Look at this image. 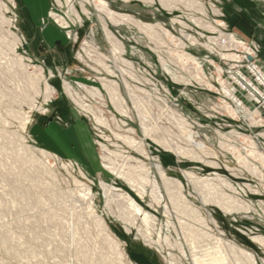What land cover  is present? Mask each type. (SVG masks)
<instances>
[{
    "label": "rangeland",
    "instance_id": "obj_1",
    "mask_svg": "<svg viewBox=\"0 0 264 264\" xmlns=\"http://www.w3.org/2000/svg\"><path fill=\"white\" fill-rule=\"evenodd\" d=\"M13 1L8 3L11 12L5 17L11 20L15 15L14 24L19 27L18 16L23 10L27 13L26 0H20L23 8L18 0ZM106 1L118 13L140 18L143 23L161 24L174 38L157 31L155 42L136 27H117L103 15L109 31L122 43L119 55L133 64L130 73H122L99 22L94 14L84 15L81 0H60V4L48 0L45 14L37 20L32 14L39 37L29 43L27 39L24 44L16 43L11 32L19 33L0 18V264H189L184 258L189 255L188 243L181 228L186 225L183 232H195L204 225L172 213L175 210L150 160L124 143V137L140 142L168 177L183 184L182 196L189 205L204 221L213 218L217 222V227L206 225L210 230L222 232L224 239L250 252L256 264H264V247L252 239L264 237V166L249 154L254 145L264 158V0H196L204 10L173 2L170 11L156 0ZM50 13L66 20L67 27H61ZM229 36L235 40L232 48L227 44ZM221 42L224 49L219 47ZM16 59L24 64L18 71L12 69L11 62ZM108 66L118 71L110 74ZM22 71L31 80L40 79V93L31 101L23 96L26 83ZM121 78L128 81L133 95L142 98L145 122L154 125L149 127L151 133L143 132ZM109 81L119 84L128 115L111 103L105 90ZM44 83L55 89L47 98ZM73 99L89 110L80 109ZM59 109L66 111L65 118H60ZM95 115H101L105 125L97 123ZM37 122L43 135L49 134L54 124L59 126L56 133L73 134V141L63 143L65 155L55 152L59 158L51 163L56 171L48 167L53 176L36 169L16 149L20 144L41 148L32 134ZM80 123L88 131L91 149L83 148L74 129ZM162 139L172 141L181 154L163 148L157 141ZM238 155L242 159L238 160ZM102 157L126 171L128 166L136 168V161L143 163L147 172L151 171L148 178L157 184L156 192L151 193L146 184L143 195L138 196L130 181L104 167L109 161ZM252 167L258 173L248 171ZM186 172L227 180L234 192L219 182L217 188L252 211L224 213L202 199ZM75 181L90 189L89 196L83 197ZM101 184L125 192L155 218L151 241L120 220L114 204L106 206ZM91 214L103 220L117 250L101 244ZM202 238L196 240L199 247L214 242L208 236Z\"/></svg>",
    "mask_w": 264,
    "mask_h": 264
},
{
    "label": "bare ground",
    "instance_id": "obj_2",
    "mask_svg": "<svg viewBox=\"0 0 264 264\" xmlns=\"http://www.w3.org/2000/svg\"><path fill=\"white\" fill-rule=\"evenodd\" d=\"M57 4H60V0H55ZM83 2L82 4V11L84 15L87 17H90L92 14L95 15L97 21L99 22L100 29L104 34L105 41H107V44L110 47V53L112 55L113 60L115 61L114 63L118 64L120 67L121 65L124 68V71H122V67L117 68L120 70V72H128L130 73V69H133V64L127 61L126 59L122 58L119 54L123 52V46L122 43L116 40V37L109 31L107 28V23L104 20L105 18L107 21L110 23L114 24L115 26H131V27H136L139 31L145 33L150 40L155 41L158 38L157 31H160L161 34L166 38H174L172 34L166 29L163 28V26H160L161 24H151V23H143L140 18L135 19L131 17L130 15L127 14H122L114 11L111 7V5L106 1V0H81ZM126 1V0H124ZM148 3H154V0H145ZM157 3L165 10L170 11L171 3L177 2V3H185L187 6H197L198 9L204 10L203 5L198 3L196 0H156ZM9 4H13V0H5L2 1L0 0V18L2 19V22L6 23L9 29L12 31V29L15 30V32L19 33L15 34L11 32V35L15 39L14 41L17 43L19 42L20 44L26 43V38L23 36V32H21L20 28L14 24V22L17 21V17L13 15V19L9 20L10 18H6L5 16L9 14L10 8L8 7ZM86 7H90L92 11L87 10ZM72 13H75L74 10ZM50 15L58 22L61 24V27H67L66 20H64L62 17H59L55 14L50 13ZM105 16V18L103 17ZM77 20L80 21V18L76 16ZM175 20V19H174ZM55 22V21H54ZM199 22V21H197ZM177 23V22H176ZM201 25V24H199ZM210 26V25H209ZM185 28V27H184ZM212 29V28H211ZM216 29V28H214ZM212 29V30H214ZM46 32V31H45ZM11 36V37H12ZM189 42L191 41L194 43L193 39L188 38ZM227 44H229V47H233V44H235V40L232 36L227 37ZM19 45V44H18ZM206 45V44H205ZM3 46V45H2ZM193 46V45H192ZM211 46V45H210ZM225 48V44L221 42V45L219 44V47ZM8 47V46H7ZM211 48V47H210ZM213 50V49H212ZM1 51V50H0ZM180 56V55H179ZM184 57L187 61H194L192 57H190L188 54H182L181 57ZM220 56H224L227 59L234 60L236 57L233 54H220ZM177 60V59H176ZM10 62V61H9ZM8 62V63H9ZM177 62V61H176ZM184 62V60H183ZM12 69L15 71H18V68L24 67L23 62L20 60L16 59L13 60L12 62ZM164 68L167 72H169V68L164 64ZM132 67V68H131ZM127 68V70H126ZM136 68V67H135ZM190 68V67H189ZM200 69L199 67H197ZM110 74H115L117 69L110 68L109 66L106 68ZM11 70V69H10ZM21 70V69H20ZM130 70V71H129ZM118 71V70H117ZM13 72V71H12ZM23 72V71H22ZM133 72V71H132ZM24 73V72H23ZM173 74V73H172ZM171 74V75H172ZM197 74V73H196ZM22 76L25 79L26 87L23 88V96L25 97L26 100L31 101V97L34 94H39V83L40 79L36 81V79L31 80L29 74H22ZM178 78L179 76L176 74H173V78ZM192 77L195 78L194 75ZM122 79V78H121ZM110 85L105 86V90L107 92L108 97L110 98L111 103L115 107V109L125 115H128L127 111V104H126V99L122 96L121 91H120V86L118 83L109 81ZM38 83V84H37ZM121 84L125 88L126 93L130 96V100L133 103V108L136 110L139 114L140 117V122L141 126L143 129L144 133H151L152 131L149 129V127H154L153 124L151 126L149 123L145 122V118L147 116L144 115L145 107H144V102H142V98L137 97L136 95H133V91L131 90V87L128 84L127 80L121 81ZM22 90V89H21ZM54 88L48 85L47 83H44V92L43 94L47 98L54 92ZM124 90V89H123ZM228 91H225V95H229L227 93ZM230 96V95H229ZM73 98V97H72ZM73 101L76 103V105L80 108L83 109V111H88L85 106L81 105L78 103L75 99ZM79 101V100H78ZM231 102V101H230ZM237 104V103H236ZM239 105V104H238ZM226 108V107H225ZM92 111V110H91ZM228 111V109H227ZM102 112V111H101ZM97 113V112H96ZM101 114V113H100ZM97 115V114H96ZM95 115V121L97 123H100L101 125H105V120L101 117V115L96 116ZM25 123L28 122L27 118H23ZM107 124V123H106ZM107 126V125H106ZM130 130V129H129ZM124 143H126L129 147L135 149L138 151L140 154L147 156V158L151 162V168L154 171L153 173L159 176L162 187L166 194L168 195L169 201L171 205L173 206V209L175 210L172 212L174 215H185V217H191L193 220H196L198 223H201L204 225L201 227L200 230L194 231H188V232H183L185 227H182V233L184 235L185 241L188 243L187 247L189 250V255L184 258H187L189 261V264H256L254 256L237 246L236 244L229 242L228 240L224 239L222 237V232L218 231L215 232L213 230H210L206 225L211 224L212 226L217 227V222L215 219H207V221H204L200 217V214L195 208L193 209L189 203L183 198L182 196V190H183V184L174 178L168 177L165 172L163 171L162 167L157 163V160L155 157L150 156L149 153L145 151V147L140 143L135 141L131 137H124L123 138ZM15 141V140H12ZM19 142V140H17ZM158 143L165 149L171 150L174 153H180V148L175 146L174 143L170 140H157ZM243 142V141H242ZM253 145V144H252ZM20 148H16L18 151H21V157H26L29 159L30 164H35V168L41 171H45V175L49 174L50 176H53V170L56 171V168H53L54 165H52L51 161H54V159H57L54 154H51L49 152L44 151L43 149H38L32 146H24L23 144H20ZM248 148V147H247ZM251 148V147H250ZM102 149L106 150V147L102 145ZM250 150V149H249ZM109 152V151H108ZM248 152V151H247ZM249 154H252L254 156V159L257 157L259 158L260 162L264 166V158L263 154L261 155L259 152L256 151L255 146L253 145L252 151L249 152ZM39 156L43 158L44 161H41ZM240 155H238L237 159L240 160L242 158H239ZM103 160L105 159L106 161H109V164L107 166L104 165V167L115 176L123 178L125 180L130 181V184L132 187L134 186L135 189L137 190L138 196L143 195L144 193V188L146 184H149V186L152 188L151 193H155L157 190V184L156 182L150 180L148 178V174L151 173V171L148 170L145 167V165L141 162L136 161L135 163L137 164V167H127L126 169H123V166L119 167H114L113 162L111 161L110 158L107 157H102ZM108 163V162H107ZM246 167L250 166L248 162H242ZM215 167L217 166V163H214ZM71 165V164H70ZM69 165V166H70ZM243 165V166H244ZM52 168L48 169V167ZM72 166V165H71ZM70 166V167H71ZM90 169V168H89ZM165 170V169H164ZM251 173H258L255 168L252 167V169H248ZM260 173V172H259ZM80 174L84 177V175L81 173ZM147 174V175H146ZM187 176H189L192 179V184L195 185L204 201H209L216 205V207H219L221 211L224 213H246L248 211L249 206H247L245 203L239 201L238 199L234 198L233 196L226 195L223 193L219 188L216 186V182H219L220 185L226 187L227 189L231 190L234 192V187L230 185V183L227 180H224L220 177H215L213 180H210L212 178H203V177H198L194 175L192 172H186L185 173ZM145 175V176H143ZM215 181V183H214ZM76 182V181H75ZM76 187L79 188V192H83V197L89 196V188L83 186L80 184V182H76ZM102 190L104 192V197L107 201L106 206L110 207V204H114V206L118 209V217L120 220H122L124 223L128 224L129 228L131 229H136L138 232L141 234V236L147 240L151 241V230L153 228V225L156 223L155 218L149 214L147 211L143 210L141 206H139L136 201L129 196L128 194H125V192H117L114 187H109L106 184H101ZM93 199V198H92ZM89 200V199H88ZM87 200V201H88ZM91 202H89L90 204ZM111 210V209H108ZM251 210V209H250ZM252 211V210H251ZM203 213V212H202ZM217 217V216H216ZM207 218V217H206ZM91 219L92 222L94 223L95 227L97 228L99 232V238L101 240V244L104 245L106 248L114 249L117 250V243L112 240V238L109 236L107 233V227L105 226L103 220L100 217H97L96 215L91 214ZM158 223V222H157ZM182 225V224H181ZM207 227V228H206ZM129 229H127L128 231ZM209 237L211 238L214 242L207 243L204 246H198V241L199 238L202 237ZM252 237V236H250ZM203 239V238H202ZM253 241L258 242L261 246L264 247V237L262 236H255L252 238ZM179 243V247H180ZM178 248V247H177ZM200 248V249H199ZM203 248V249H202ZM181 249V247H180ZM186 250V249H185ZM184 250V251H185ZM182 255V249H181ZM85 254V253H84ZM122 259V257H121ZM119 260V259H118ZM84 262V261H83ZM119 264H123L122 262H118ZM89 264V263H88Z\"/></svg>",
    "mask_w": 264,
    "mask_h": 264
},
{
    "label": "crops",
    "instance_id": "obj_3",
    "mask_svg": "<svg viewBox=\"0 0 264 264\" xmlns=\"http://www.w3.org/2000/svg\"><path fill=\"white\" fill-rule=\"evenodd\" d=\"M18 1H19L20 7L23 8L20 0ZM26 6H27V13L24 12L25 10L22 9L23 12L22 14L20 13V16H18L19 17L18 22H19V27L21 29V32H23V36H25V38L27 39V42L29 43L30 41H33V39L39 37L37 34H35V31H37L36 28H38V24L36 20L39 19V17L42 16L43 13L45 14V12H47L49 3H48V0H40V2H38L37 0H26ZM32 14H34L36 20L33 18ZM64 51L65 53L68 52L66 49ZM262 55L264 58V51L262 52ZM58 114L60 118L63 119L65 118L66 111L64 109H59ZM57 128L59 129V126L57 124L51 125L50 127L51 130L49 134L43 135L40 131V124L39 122H37V124L35 125V129L32 131L33 132L32 134L33 136H35L36 139H38V143L41 146V148L38 147L39 149H43L47 152H49V150H52V152L54 153H51V151L49 153L57 156L55 154L56 152L57 154L59 153L60 156H64L66 150L64 148L63 143H65L66 141H73V136H72L73 134L71 133V131H67L65 133L59 131L56 133ZM74 129L76 130L78 137L83 144V148L86 150H88L89 148L91 149L90 147L91 142H90V138L88 135V131L86 127L83 125V123H80L79 125L74 127ZM55 133L58 135H56ZM60 137L61 138L63 137L64 139H61ZM75 150L77 151V147L75 148ZM69 152L67 151V153Z\"/></svg>",
    "mask_w": 264,
    "mask_h": 264
}]
</instances>
